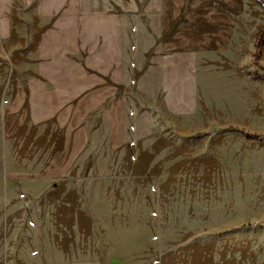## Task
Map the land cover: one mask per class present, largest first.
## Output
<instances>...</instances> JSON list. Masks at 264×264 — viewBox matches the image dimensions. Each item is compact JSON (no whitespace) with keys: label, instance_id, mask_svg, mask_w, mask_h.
Here are the masks:
<instances>
[{"label":"rangeland","instance_id":"obj_1","mask_svg":"<svg viewBox=\"0 0 264 264\" xmlns=\"http://www.w3.org/2000/svg\"><path fill=\"white\" fill-rule=\"evenodd\" d=\"M9 63L0 48V264H264V139L245 133L264 135L260 66L213 83L192 115L152 110L133 148L20 180L35 161L4 148Z\"/></svg>","mask_w":264,"mask_h":264},{"label":"crops","instance_id":"obj_2","mask_svg":"<svg viewBox=\"0 0 264 264\" xmlns=\"http://www.w3.org/2000/svg\"><path fill=\"white\" fill-rule=\"evenodd\" d=\"M262 25L256 0H0L4 148L35 161L11 178H62L91 148H133L154 109L194 114L213 83L255 69Z\"/></svg>","mask_w":264,"mask_h":264},{"label":"trees","instance_id":"obj_3","mask_svg":"<svg viewBox=\"0 0 264 264\" xmlns=\"http://www.w3.org/2000/svg\"><path fill=\"white\" fill-rule=\"evenodd\" d=\"M257 2L264 7V0H257ZM255 48L252 52V55L254 57V63L257 66H260L264 70V66L260 63V50L264 46V25L257 31L255 34ZM246 136L250 140H263L264 135L259 133H251V132H245Z\"/></svg>","mask_w":264,"mask_h":264}]
</instances>
